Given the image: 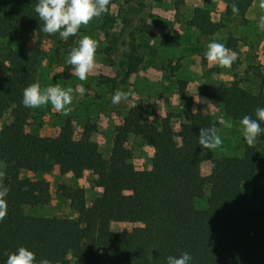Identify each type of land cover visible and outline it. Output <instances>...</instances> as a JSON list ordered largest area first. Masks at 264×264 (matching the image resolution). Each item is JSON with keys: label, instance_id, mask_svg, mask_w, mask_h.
I'll return each instance as SVG.
<instances>
[{"label": "trees", "instance_id": "1", "mask_svg": "<svg viewBox=\"0 0 264 264\" xmlns=\"http://www.w3.org/2000/svg\"><path fill=\"white\" fill-rule=\"evenodd\" d=\"M159 2L161 0H153ZM226 17L244 14L250 0H220ZM38 0H0V39L32 31L35 47L24 51L4 46L0 52V117L8 113L10 120L0 126V163L5 173L2 183L9 189L6 196L7 215L0 222V264H6L9 253L23 246L36 255L37 261L67 264V255L85 264H167V257L188 252L190 264H264V187H253L260 207H251V197L241 185L257 175L259 151L244 143L239 156L219 155L209 162V171L199 170L198 133L200 128L217 124L199 108L186 122L173 131L166 119L159 125L142 123L143 116L156 115L152 103L131 105L121 120L120 131L140 138L153 148L149 168L136 176L131 153L123 146L118 133L112 139L110 153L103 158L97 144L84 128L77 139L65 123L61 137L40 136L26 129L31 108L23 106V91L36 83L42 37L55 38L42 31L43 22L35 12ZM239 13L232 12V4ZM187 24L201 35L210 36L221 24L210 19L208 11L195 6ZM71 39V36L70 38ZM235 37L225 46L234 50ZM172 46L176 40H170ZM141 62L136 47L125 53L127 76ZM260 85L264 76L258 65L247 67ZM213 105L221 106L231 119L255 117L264 107L261 88L250 93L236 81L204 85L199 92ZM264 128V122L261 123ZM264 151V133L257 139ZM56 165L60 174L75 173L89 165L95 184L101 188L95 206H86L81 187L59 185V195L77 219L25 214V206L46 204L48 184L42 178L25 179L19 174L46 173ZM208 186L202 206L189 195L192 186ZM100 216L113 222H127L138 216L140 227L130 231L104 230L97 227Z\"/></svg>", "mask_w": 264, "mask_h": 264}, {"label": "rangeland", "instance_id": "2", "mask_svg": "<svg viewBox=\"0 0 264 264\" xmlns=\"http://www.w3.org/2000/svg\"><path fill=\"white\" fill-rule=\"evenodd\" d=\"M261 0H250L242 23L239 17H226L217 0H110L109 10L99 19H93L82 26L76 36L63 40L42 37L38 48L41 58L37 69L36 83L41 89L59 85L63 89L74 90L81 84L86 88L83 98L74 91V100L69 115L55 111L51 104L31 108L26 129L40 136L61 137L65 123L71 126L72 137L77 139L84 128L90 130V139L97 144L103 158L110 153L112 139L116 133L123 140V146L131 153V164L136 176L150 166L153 148L140 138L120 131L121 120L126 110L133 104L152 103L157 107L156 115L147 116L151 123L159 125L161 118L173 131L188 120L196 108L220 128L223 145L215 150L199 149V170L202 175L209 171V162L219 155L239 156L243 151L244 139L240 121L231 119L221 106L213 105L200 96L204 85L236 81L242 88L255 93L258 88L264 92V80L260 85L248 65H258L264 76V28L260 19L264 17ZM195 6L208 11L209 17L222 26L210 36L201 35L187 24ZM246 15V17H245ZM89 36L98 43L95 70L86 82L80 81L74 69L67 63L72 48ZM228 37H235L234 52L238 59L230 68L211 64L206 59L207 45L216 41L223 43ZM170 40H176L172 46ZM4 46L28 51L35 45V33L14 34L0 39V52ZM130 46L136 47L141 57L136 71L127 76L125 53ZM127 93V99L113 104L112 96L117 91ZM8 113L0 117V126L9 122ZM228 121L232 128H224L221 121ZM142 123H150L141 120ZM254 147L259 151L257 175L253 181L243 183L241 191L251 197V207L261 208L259 197L252 193L253 187H264V151L257 140ZM0 172H3L0 163ZM42 178L48 184V201L43 205L25 206V214L34 216H57L77 219V214L68 208V202L59 195V185L81 187L84 191L86 206H95L101 188L95 184V176L89 165L75 173L60 174L56 165L46 173L21 172L18 182L25 179ZM189 195L197 206H202L208 194V186H192ZM264 209V208H263ZM138 216L127 222H113L100 216L97 227L104 230L130 231L140 227ZM67 264H85L80 258L67 255ZM129 264V263H125Z\"/></svg>", "mask_w": 264, "mask_h": 264}, {"label": "clouds", "instance_id": "3", "mask_svg": "<svg viewBox=\"0 0 264 264\" xmlns=\"http://www.w3.org/2000/svg\"><path fill=\"white\" fill-rule=\"evenodd\" d=\"M110 0H38L35 12L40 21L43 22L42 31L48 35L59 34L60 38L67 40L70 36H76L82 26H87L93 19H99L109 10ZM260 7L264 9V0ZM232 12L239 13L238 6L232 4ZM260 27L264 28V17L260 19ZM98 43L89 36H84L79 41V46L71 49L67 63L72 66L74 73L80 81L86 82L89 75L95 70L96 51ZM206 59L209 63L222 68H230L238 59V54L228 49L223 43L212 41L207 45ZM74 91L79 98H83L86 88L83 84L75 90L71 87L61 88L59 85L41 89L39 83H32L23 91V106L26 108H39L51 104L56 112L69 115L74 100ZM127 99V93L117 90L112 96V103L119 104ZM255 119L245 115L240 120L241 132L247 146L252 147L257 143L258 137L264 133L261 123L264 122V107L257 108ZM224 128H232L228 121H221ZM220 128L212 125L200 128L198 133V144L202 149L209 151L220 148L223 145ZM5 173L0 172V222L7 215L6 196L9 189L3 185L2 180ZM192 256L188 252L179 257L168 256L167 264H190ZM6 264H50L47 259L37 261L34 252L21 246L14 253H9Z\"/></svg>", "mask_w": 264, "mask_h": 264}, {"label": "crops", "instance_id": "4", "mask_svg": "<svg viewBox=\"0 0 264 264\" xmlns=\"http://www.w3.org/2000/svg\"><path fill=\"white\" fill-rule=\"evenodd\" d=\"M217 3H218V6H219L221 9H223V3H222L220 0H217ZM245 17H246V15H245ZM155 109L157 110V107H155ZM141 120L146 121V122H150V123H151V120H150L149 118H147V116H143V117L141 118Z\"/></svg>", "mask_w": 264, "mask_h": 264}]
</instances>
